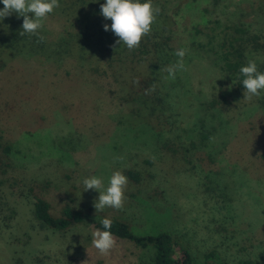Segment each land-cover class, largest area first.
I'll return each mask as SVG.
<instances>
[{
	"label": "rangeland",
	"instance_id": "obj_1",
	"mask_svg": "<svg viewBox=\"0 0 264 264\" xmlns=\"http://www.w3.org/2000/svg\"><path fill=\"white\" fill-rule=\"evenodd\" d=\"M66 17L59 7L48 14L44 28L49 40L72 30ZM3 58L0 136L12 149L10 165L0 170V264H151V250L125 240H116L110 255L102 256L92 244L96 229L91 224H76L64 232L41 228L33 217L36 188L55 207L71 200L85 212L91 209L89 215L97 219L123 217L135 233L178 235L195 256L213 250L215 264H264V112L248 110L253 105L261 109L258 102L245 96L239 110L221 116L217 109L213 118L194 107L195 112L199 108L197 117L205 116L209 136L204 143L196 117L183 123L185 131L155 133L137 123L116 125L108 139H96L88 133L91 128L97 123L96 131L102 133L107 116L115 120L112 115L124 110L112 97L115 85L110 79H99L74 59L52 63ZM209 68L208 62L194 64L200 79L218 77ZM82 96L89 104L97 103L100 119L91 115V106L86 111ZM178 135L188 145L190 140L197 143L190 152L194 168L161 148ZM129 168L143 175L139 188L127 184L122 209L96 212L99 192L85 190L83 180L96 175L107 187L115 170ZM147 193L163 210L156 209Z\"/></svg>",
	"mask_w": 264,
	"mask_h": 264
},
{
	"label": "trees",
	"instance_id": "obj_2",
	"mask_svg": "<svg viewBox=\"0 0 264 264\" xmlns=\"http://www.w3.org/2000/svg\"><path fill=\"white\" fill-rule=\"evenodd\" d=\"M243 1L249 6L243 8L242 1L233 0H153L161 11L152 30L142 38L139 47L129 50L123 44L112 47L118 37L111 31V19H105L101 14L100 6L106 0H59V8L70 21L72 30L61 33L56 40L46 37L44 27L39 30V35L45 37L43 41L37 35L25 33L21 36L23 17L0 20V66L6 65L3 57L44 58L52 63L74 59L78 67L87 68L99 79H110L115 85L111 90L112 97L123 105L124 112L112 115L115 118L112 121L107 116L102 133L96 131L99 129L97 123L95 129H89L88 133L96 139H108L116 125L133 126L137 123L149 125L155 133L166 129L185 131L183 123L193 117L204 130L205 116L197 117L199 108L196 113L194 107L202 108L204 115H210V118L217 109L221 116L237 111L245 97L244 77L239 69L248 59H255L258 70L264 72V0ZM105 24L109 25L108 31L104 30ZM179 48L187 49L184 57L187 71H178L174 80L167 79L165 69L178 60L175 52ZM197 62H208L209 69L216 71L218 77L200 79L202 75L194 69ZM146 89L152 90L146 93ZM83 100L88 101V97ZM87 101L82 102L86 111L91 106V115L95 120L100 119L97 103L92 105ZM251 101L258 102L261 109L253 105L248 110L264 112V90ZM208 136L209 132H201L200 142L204 143ZM175 139L177 141L166 140L161 148L166 154L183 157L194 168L191 153L197 143L190 140L188 145L181 135ZM11 149L10 143L0 136V170L10 165ZM205 158L213 163L209 156ZM123 171L128 183L139 188L143 181L139 170L129 168ZM32 195L33 217L41 228L64 232L76 224L85 223L93 225L96 230H105L101 223L104 218L89 215L91 209L85 212L71 200L55 207V202L37 188ZM147 197L155 201L156 209L163 210L152 194ZM110 219V230L115 239L151 250V264H215L213 250L201 257L195 256L178 235L168 231L135 233L123 217L115 214ZM242 264L253 262L245 260Z\"/></svg>",
	"mask_w": 264,
	"mask_h": 264
},
{
	"label": "clouds",
	"instance_id": "obj_3",
	"mask_svg": "<svg viewBox=\"0 0 264 264\" xmlns=\"http://www.w3.org/2000/svg\"><path fill=\"white\" fill-rule=\"evenodd\" d=\"M3 9H0V20L16 13L18 17H23L22 31L37 35L40 41L45 39L39 35V30L44 27V22L48 14L59 7V0H3ZM101 14L105 19H111V31L118 37L112 45L123 44L127 49L132 50L139 47L142 38L152 30V25L156 21L161 9L153 4V0H106L101 4ZM32 14L31 16L29 14ZM104 30H109V25L105 24ZM187 49L179 48L175 55L178 60L168 66L165 70L168 73L167 79L174 80L178 71H187L184 57ZM244 77V95L251 100L253 96H259L264 90V72L259 71L255 59H248L246 65L239 69ZM139 83V81H137ZM152 89H146V93ZM85 190H97L98 198L94 200L96 212L103 211L106 207L122 209L125 202V190L128 184V177L122 170H115L108 179L105 187L102 177L92 175L83 180ZM105 230L97 229L93 232V246L102 256H108L111 250L116 247V239L111 232L112 221L105 217L101 221Z\"/></svg>",
	"mask_w": 264,
	"mask_h": 264
}]
</instances>
